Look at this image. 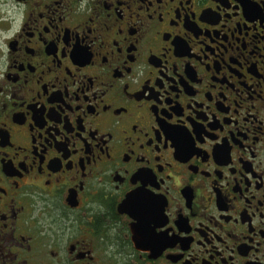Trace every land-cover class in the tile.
<instances>
[{"label": "flooded vegetation", "instance_id": "af4514ba", "mask_svg": "<svg viewBox=\"0 0 264 264\" xmlns=\"http://www.w3.org/2000/svg\"><path fill=\"white\" fill-rule=\"evenodd\" d=\"M0 264H264V0H0Z\"/></svg>", "mask_w": 264, "mask_h": 264}]
</instances>
